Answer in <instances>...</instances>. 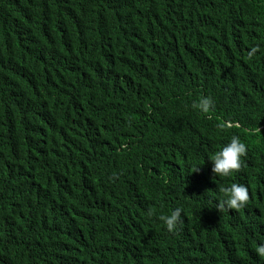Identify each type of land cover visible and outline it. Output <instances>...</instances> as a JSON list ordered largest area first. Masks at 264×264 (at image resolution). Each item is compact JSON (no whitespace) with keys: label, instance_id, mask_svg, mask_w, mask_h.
Here are the masks:
<instances>
[{"label":"trees","instance_id":"16d2710c","mask_svg":"<svg viewBox=\"0 0 264 264\" xmlns=\"http://www.w3.org/2000/svg\"><path fill=\"white\" fill-rule=\"evenodd\" d=\"M261 243L264 0H0V264H264Z\"/></svg>","mask_w":264,"mask_h":264},{"label":"clouds","instance_id":"9594fccd","mask_svg":"<svg viewBox=\"0 0 264 264\" xmlns=\"http://www.w3.org/2000/svg\"><path fill=\"white\" fill-rule=\"evenodd\" d=\"M212 106L213 101L208 97H201L199 101L193 105V107L198 109L201 113H207ZM208 114L212 115L211 112ZM246 153V144L239 136L232 135L228 142L209 160L211 162V172L220 177L232 176L241 169L242 158ZM219 191L223 193L222 205L229 209H241L249 201V190L247 186L242 183H231L230 186L221 187ZM181 211L182 209L180 207H176L171 210L169 214L160 217L169 233L177 230L178 225L181 223ZM149 215H151V213H149ZM255 253L258 257L264 258V243L255 247Z\"/></svg>","mask_w":264,"mask_h":264}]
</instances>
